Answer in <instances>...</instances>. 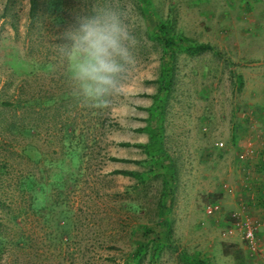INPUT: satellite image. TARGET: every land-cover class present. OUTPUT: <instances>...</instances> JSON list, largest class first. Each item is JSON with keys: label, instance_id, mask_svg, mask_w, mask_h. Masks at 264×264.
Segmentation results:
<instances>
[{"label": "rangeland", "instance_id": "rangeland-1", "mask_svg": "<svg viewBox=\"0 0 264 264\" xmlns=\"http://www.w3.org/2000/svg\"><path fill=\"white\" fill-rule=\"evenodd\" d=\"M101 4L127 7L142 21L139 87L126 115L118 108L107 113L118 126L110 127L105 153L123 160L102 162L101 155L78 167L65 149L70 141L79 149L82 141L95 151L98 111L69 95L58 49L76 18ZM155 18L173 35L212 47L175 51L171 85L163 93L162 145L173 164L168 193L151 164L138 162L147 157L143 149L117 144L150 142L138 128L147 124L159 87ZM11 121L27 131L0 133V193L25 194L0 206V264H191L193 258L264 264L259 248L247 250L240 230L222 234L240 217L241 205L259 210L258 201L239 197L253 191L258 172L264 174V0H40L36 16L29 0H0V129ZM249 143L255 148L240 158ZM83 169L93 181L82 183L74 173ZM116 169L145 171L147 181L112 174ZM64 178L78 179L71 193L81 194L71 204L62 195L27 194L68 193ZM212 203L218 210L207 214ZM17 204L30 206L12 218ZM154 223H160L157 234H145Z\"/></svg>", "mask_w": 264, "mask_h": 264}, {"label": "clouds", "instance_id": "clouds-1", "mask_svg": "<svg viewBox=\"0 0 264 264\" xmlns=\"http://www.w3.org/2000/svg\"><path fill=\"white\" fill-rule=\"evenodd\" d=\"M137 14L124 6L101 4L78 16L63 32L58 49L69 95L84 108L126 115L137 93L141 26Z\"/></svg>", "mask_w": 264, "mask_h": 264}, {"label": "trees", "instance_id": "trees-1", "mask_svg": "<svg viewBox=\"0 0 264 264\" xmlns=\"http://www.w3.org/2000/svg\"><path fill=\"white\" fill-rule=\"evenodd\" d=\"M146 3H150V0H144ZM30 3V13L34 16H36L39 8V3L40 0H29ZM141 7L144 9V11H147V13L151 12V9L147 7L145 3L141 5ZM153 39L159 42V44L162 47V54L160 57V63H161V74L157 80L159 83L158 87V93L152 95L151 97L153 98V105L148 107V111L150 114V118L147 120V124L138 128L139 131H146L150 137V142L148 143H131L129 141H120L117 142L118 145L120 146H136L140 147L145 151L147 154V157L143 160H140L138 162H145L151 164V170L152 172H156V174H160L162 177V186L164 188V193H168V188L171 186V179H173V164L171 163V158L167 153H165L164 147L162 145V131H163V126H162V117H163V103H164V97L163 93L169 89L171 85V78H172V72L174 69V61H175V51L176 50H186L189 53H195V52H200L204 51L207 49H211V45L203 42H195L190 40L187 37L184 36H176L173 35L169 29V27L166 26L165 23L162 22L161 19L155 18L153 20ZM239 81L241 82V77H238ZM5 104L10 105V102H6ZM96 127H98V137L96 142L98 143L97 148H95V151L91 149L89 146H87L85 143L79 145V149L75 148L74 145L68 143V148L65 149L67 157L70 161V164H76L80 163L78 167L82 163H88L92 160V158H96L97 156L102 155V162L105 160H110V161H118V160H123L119 159L113 156L108 155L105 153L106 146L110 143H112L111 140L108 139V133L110 130L111 126H118L116 122H112V118L110 115L107 114V112H99L96 115ZM108 121H111L108 123ZM8 125V126H7ZM5 129H0V133L4 132L6 135L5 136H14L17 134L21 129H24V125L22 124L20 126L19 130V125H17L15 122L11 121L8 124H6ZM66 131L69 132L70 137L73 136V129L71 125L66 124ZM24 130L27 131V128ZM102 151L101 152V150ZM74 158L77 160L75 161ZM72 161V162H71ZM78 162L75 164V162ZM5 162V161H4ZM86 163V164H87ZM2 163V169L1 173L4 172V168H7V164ZM70 170V169H69ZM75 174H79V176H82V183H88L90 181H93L94 179L91 178L90 173H85L84 169L82 174H80V170L78 172H74ZM112 174H122L125 176H132L135 177L140 183H145L147 181V175L145 174V171H140V170H135V169H119V170H113L111 171ZM71 174V171H70ZM73 175V173H72ZM75 176V175H74ZM80 176V177H81ZM66 177V176H65ZM81 180V178H80ZM64 184L68 185L67 190L68 193H45L46 191H43L42 193H27L30 198H33L31 196L39 194L41 197L44 199H49L50 197H56L59 195H62V198H65L66 201H69L71 204V201L74 197L75 194H81V193H71L72 190H75V185L77 184L78 179L76 182L73 183L72 178H64ZM79 183V182H78ZM26 188L31 189L33 183L30 180H26ZM23 195L25 193H0V206L3 205V203L8 199L13 200L16 195ZM88 200L93 201L94 198L91 196L86 197ZM16 203V202H15ZM14 203V204H15ZM17 210V213H11L12 218H16V216L21 212H25L27 206H30L29 204H25V209L22 206L20 210V206L15 205ZM81 206V205H80ZM82 208V206H81ZM87 208V206H86ZM161 220H166L164 218V215H160ZM163 222V221H162ZM160 223H154L152 226H145L144 233L147 234L148 231H151L155 234H157L156 227L159 226ZM1 235V234H0ZM227 252V249H226ZM191 264H205L204 261L198 259V258H193L191 259Z\"/></svg>", "mask_w": 264, "mask_h": 264}, {"label": "built area", "instance_id": "built-area-1", "mask_svg": "<svg viewBox=\"0 0 264 264\" xmlns=\"http://www.w3.org/2000/svg\"><path fill=\"white\" fill-rule=\"evenodd\" d=\"M221 144L222 143H220V145ZM254 148L255 147H253V143L252 144L249 143L248 148L240 153V158L242 159L245 158L250 152L253 151ZM262 148H263L261 150L263 153L262 163L264 166V145L262 146ZM239 209H240L239 210L240 217H238V219L235 220V222L232 223L230 226L225 228L222 234L231 235L235 231L240 230L242 239L245 243V247L250 252L255 253L259 248V243H258L259 224L247 216L245 205H241ZM217 210H218V205L216 203H212L206 207L205 211L207 214H211L217 212Z\"/></svg>", "mask_w": 264, "mask_h": 264}, {"label": "crops", "instance_id": "crops-1", "mask_svg": "<svg viewBox=\"0 0 264 264\" xmlns=\"http://www.w3.org/2000/svg\"><path fill=\"white\" fill-rule=\"evenodd\" d=\"M259 174L253 177L251 187L253 191L251 193H244L243 197L240 193L239 199L245 198L247 201L256 200L258 201L257 208L258 211L253 210L252 212H249L248 209L247 213L250 214L251 219L256 221L259 224V235H258V243H259V253L257 254L258 257H260L259 261L264 263V174L258 172ZM250 178V177H248ZM246 189V188H245ZM250 189V187H248ZM248 199H247V198ZM239 200V201H240ZM244 201H240V205L244 204Z\"/></svg>", "mask_w": 264, "mask_h": 264}]
</instances>
